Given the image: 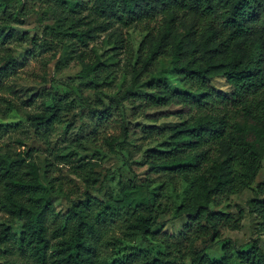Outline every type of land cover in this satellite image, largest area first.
<instances>
[{"label":"trees","instance_id":"1","mask_svg":"<svg viewBox=\"0 0 264 264\" xmlns=\"http://www.w3.org/2000/svg\"><path fill=\"white\" fill-rule=\"evenodd\" d=\"M7 2L0 0V14ZM54 2L60 10L58 27H47L44 33L55 35L61 45L69 41L80 47L78 59L86 79L100 81L106 71L99 56L86 50L98 33L118 25L140 28L145 34L138 52L125 46L126 58L133 64V84L109 104L100 98L96 105L86 103L99 126H106L115 114L114 101L127 102L145 115L148 110H168L146 116L154 123L169 118L174 122L143 127L146 138L156 136L155 142L165 138L163 149L145 151L148 175L143 180L134 172L129 185H122L121 198H113L95 189L96 181L86 176L82 198L61 220L52 195L62 186L50 175L51 164L41 171L28 154L1 145L0 213L8 219L0 224V264H20L21 257L32 264H264L258 239L247 247L226 243L221 257L195 249L206 238L222 241V230L236 220L217 208L250 189L263 168L264 0ZM30 12L28 3H23L19 14L28 17ZM28 42L31 55L42 50L27 34L0 28V121L19 112L39 140L48 143L62 122L60 102L41 112H22L8 83L23 64L10 47ZM164 60L170 61V72L183 89L153 77ZM142 77L146 79L141 81ZM218 78L226 82L227 91L216 87ZM119 127L121 135L103 137L111 153H118L117 147L130 136L125 122ZM18 132L28 134L21 124L0 125V139ZM15 142L24 145L25 139L16 137ZM127 165L132 168L128 161ZM156 183L160 186L154 187ZM179 185L184 186L181 202L171 205L159 188L177 191ZM256 193L264 195V183ZM255 204L263 211V202ZM169 210L174 217L166 224L178 223L177 232H154ZM139 239L157 249L116 255L124 244Z\"/></svg>","mask_w":264,"mask_h":264},{"label":"rangeland","instance_id":"2","mask_svg":"<svg viewBox=\"0 0 264 264\" xmlns=\"http://www.w3.org/2000/svg\"><path fill=\"white\" fill-rule=\"evenodd\" d=\"M23 3H28L31 7L28 17L19 14ZM2 11L4 14H0V28L27 34L30 39L34 38L38 45L42 46V50L39 52L38 49L34 55L28 52L31 49L30 42L23 43L19 47H10L13 56H21L20 60L23 63L8 81L16 91L14 99L17 106L22 112H41L58 101L62 122L61 125L56 126L49 142L45 143L39 140L32 125L24 120L19 112L13 113L0 121V125L21 124L27 129L28 134L21 135L18 132L12 138L9 135L4 136L0 139V146L25 156L28 154L27 158L36 162L41 171L47 170L48 163L51 164L50 175L62 186V190H57L52 195L58 220L67 216L72 204L82 198L87 188L84 180L86 176L96 181L95 189L101 188L109 196L121 198V187L129 185L134 178V172L140 180L148 175L147 166L143 163L145 151L163 149L162 143L165 138L157 142H155L156 136L146 138L143 127L167 126L174 122V118L162 119L159 123H154L148 117L162 115L168 110H148L147 117L144 112L134 111L127 102L123 105L114 101V107H117L115 114L106 126H99L96 116L92 114L86 103L96 105L100 98L109 104L111 98L120 97L123 91L133 84L134 74L131 68L133 64L126 58L125 46L130 44L134 53L138 52L145 34L140 28L125 29L118 25L98 33L86 50L93 56L95 54L99 56L106 71L100 81H92L81 74L83 65L78 59L77 51L80 47L69 41L61 45L55 42V35L44 33L47 27H58L60 10L54 0H8L3 5ZM170 70V61H161L153 77H159L173 87L183 89L178 77ZM145 79L146 77H142L141 81ZM91 82L93 84H90ZM214 84L218 89L228 90L222 78L216 79ZM52 85L57 86V89L52 90ZM123 122L126 123L130 136L117 147L118 153H111L105 146L103 137L121 135L122 130L119 125ZM16 137L25 139V144L16 143ZM127 161L132 164V168L127 165ZM85 165L89 166L84 168ZM261 183H264V161L263 168L251 188L230 197L220 208H217L232 213L236 220L231 226H226L222 230V241L217 243L206 238L205 243H196V250L213 252L217 257H221V248L224 244L232 243L235 247H247L255 239L260 241L264 249V208L263 211L257 210L255 204L264 203V195L256 193V188ZM158 186L160 184L156 183L154 187ZM159 190L165 193V199L171 205H178L181 202L184 186L179 185L177 191L172 187L169 190L163 188ZM173 217L174 213L170 210L162 215L154 227V232L176 233L178 223L166 224ZM7 219L8 216L0 213V224ZM139 249L154 251L157 247L151 242L139 239L135 243L124 244L116 251V255L123 257ZM19 263L32 264L22 257L19 258Z\"/></svg>","mask_w":264,"mask_h":264}]
</instances>
